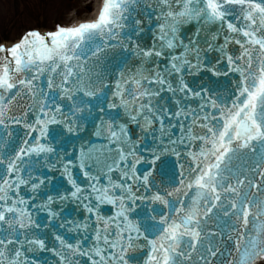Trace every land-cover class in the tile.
I'll list each match as a JSON object with an SVG mask.
<instances>
[{"label": "snow or ice", "instance_id": "snow-or-ice-1", "mask_svg": "<svg viewBox=\"0 0 264 264\" xmlns=\"http://www.w3.org/2000/svg\"><path fill=\"white\" fill-rule=\"evenodd\" d=\"M0 264H264V0L0 43Z\"/></svg>", "mask_w": 264, "mask_h": 264}, {"label": "rangeland", "instance_id": "rangeland-1", "mask_svg": "<svg viewBox=\"0 0 264 264\" xmlns=\"http://www.w3.org/2000/svg\"><path fill=\"white\" fill-rule=\"evenodd\" d=\"M89 1L90 6H85ZM100 2L101 0H27V8L23 4L15 7L12 0L0 3V43L12 44L29 30H51L56 24L69 25L90 19ZM2 31L10 34L2 36Z\"/></svg>", "mask_w": 264, "mask_h": 264}, {"label": "flooded vegetation", "instance_id": "flooded-vegetation-1", "mask_svg": "<svg viewBox=\"0 0 264 264\" xmlns=\"http://www.w3.org/2000/svg\"><path fill=\"white\" fill-rule=\"evenodd\" d=\"M2 1H6V0H2ZM8 1V0H7ZM20 2V3H23V2H25L26 0H14V2Z\"/></svg>", "mask_w": 264, "mask_h": 264}, {"label": "bare ground", "instance_id": "bare-ground-1", "mask_svg": "<svg viewBox=\"0 0 264 264\" xmlns=\"http://www.w3.org/2000/svg\"><path fill=\"white\" fill-rule=\"evenodd\" d=\"M87 6H90V3L87 4ZM99 8H100V6H99ZM99 8H98L97 12L95 13V15H94V17H93L92 19H94V18L96 17V15H97V13H98V11H99Z\"/></svg>", "mask_w": 264, "mask_h": 264}, {"label": "water", "instance_id": "water-1", "mask_svg": "<svg viewBox=\"0 0 264 264\" xmlns=\"http://www.w3.org/2000/svg\"><path fill=\"white\" fill-rule=\"evenodd\" d=\"M42 31H48V30H41V32H42ZM15 42H16V41H15Z\"/></svg>", "mask_w": 264, "mask_h": 264}]
</instances>
